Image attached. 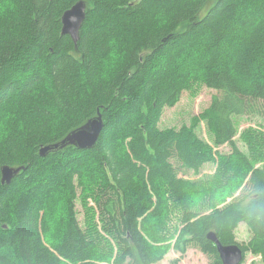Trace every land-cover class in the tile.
<instances>
[{"label": "trees", "instance_id": "1", "mask_svg": "<svg viewBox=\"0 0 264 264\" xmlns=\"http://www.w3.org/2000/svg\"><path fill=\"white\" fill-rule=\"evenodd\" d=\"M79 2L76 46L62 17ZM199 84L210 106L161 128ZM100 115L95 147H62ZM210 233L264 264V0H0V264H41L40 234L75 245L64 264H223Z\"/></svg>", "mask_w": 264, "mask_h": 264}, {"label": "rangeland", "instance_id": "2", "mask_svg": "<svg viewBox=\"0 0 264 264\" xmlns=\"http://www.w3.org/2000/svg\"><path fill=\"white\" fill-rule=\"evenodd\" d=\"M218 92L209 89L203 84H199L195 88L194 94L190 92H184L180 99V102L173 108H167L164 111V115L161 121V128H177L179 129L182 125H191V120L199 116L203 111H205L211 104L212 98L217 96ZM247 127V124L240 126L236 140L239 139L241 132ZM206 129L203 126L202 133H199L204 138L206 137ZM229 148H223L222 150L215 149L216 152H229ZM176 165V163H175ZM177 166V165H176ZM217 169V164H207L202 170V177L211 176L215 173ZM200 177V178H202ZM236 240L239 243L247 242L250 238V233L248 227L245 223H240L235 231ZM42 248L46 250L48 255L42 259H39L41 264H64L66 262H74L76 260V249L74 244H69L63 248H56L55 250H50V248L44 245L42 235L38 236ZM35 249L38 248L35 243ZM244 253V252H243ZM176 257L175 253L169 254L167 260L163 264H172V260ZM179 264H210L209 258L195 250H190L186 257ZM241 264H263L261 262V256H255L253 254H244Z\"/></svg>", "mask_w": 264, "mask_h": 264}, {"label": "water", "instance_id": "3", "mask_svg": "<svg viewBox=\"0 0 264 264\" xmlns=\"http://www.w3.org/2000/svg\"><path fill=\"white\" fill-rule=\"evenodd\" d=\"M86 4L84 2L77 3L70 10L66 11L62 17V35L69 36L77 46L80 40V32L86 20ZM103 120L101 115L95 120L89 121L81 129L71 133L67 140L69 144L75 145L80 149H92L98 143L103 131ZM51 148H45L41 151V156H46V153ZM21 171V169L4 168L2 170V182L10 184L13 178ZM219 255L224 264H241L243 254L237 245L223 246L214 236Z\"/></svg>", "mask_w": 264, "mask_h": 264}, {"label": "bare ground", "instance_id": "4", "mask_svg": "<svg viewBox=\"0 0 264 264\" xmlns=\"http://www.w3.org/2000/svg\"><path fill=\"white\" fill-rule=\"evenodd\" d=\"M104 123V122H103ZM104 128V127H103ZM67 138H68V136H67ZM67 138L62 142V147H66V146H74V147H76V148H78L77 146H75V145H71V144H69L68 143V141H66L67 140ZM100 139V138H99ZM57 148H58V146H56ZM78 149H80V148H78ZM52 150V149H51ZM80 150H84V149H80ZM85 150H87V149H85ZM209 240H211V241H213L215 244H216V242L214 241V233H210L209 234ZM238 246V245H237ZM239 247V246H238ZM240 248V247H239ZM240 250L242 251V249L240 248ZM242 254H243V257H244V253H243V251H242ZM222 259V258H221ZM242 260H243V258H242ZM223 261V260H222ZM223 264H224V261H223Z\"/></svg>", "mask_w": 264, "mask_h": 264}, {"label": "clouds", "instance_id": "5", "mask_svg": "<svg viewBox=\"0 0 264 264\" xmlns=\"http://www.w3.org/2000/svg\"><path fill=\"white\" fill-rule=\"evenodd\" d=\"M256 195H258V193L248 191V190H241L239 199L248 198V202L250 203L251 198L255 197Z\"/></svg>", "mask_w": 264, "mask_h": 264}]
</instances>
